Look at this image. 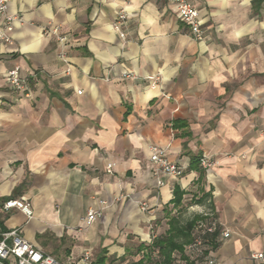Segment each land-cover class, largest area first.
Returning <instances> with one entry per match:
<instances>
[{
	"label": "crops",
	"instance_id": "crops-1",
	"mask_svg": "<svg viewBox=\"0 0 264 264\" xmlns=\"http://www.w3.org/2000/svg\"><path fill=\"white\" fill-rule=\"evenodd\" d=\"M190 1L202 41L173 0L9 3L21 22L13 43H0L1 230L19 229L65 264L86 253L90 264H115L135 246L157 253L149 264H206L204 256L264 264L250 257L264 252V0ZM121 10L125 39L114 28ZM16 67L25 91L7 83ZM152 146L182 163L184 175L158 186ZM195 157L215 165L192 168ZM204 194L208 202L198 203ZM8 200H26L33 217L4 211ZM101 202L103 216L85 227ZM183 211L211 213L221 228L208 234L198 225L208 218L199 221L168 260L152 244L174 218L180 227L193 218L182 222ZM140 263L148 264L144 256L132 264Z\"/></svg>",
	"mask_w": 264,
	"mask_h": 264
},
{
	"label": "built area",
	"instance_id": "built-area-1",
	"mask_svg": "<svg viewBox=\"0 0 264 264\" xmlns=\"http://www.w3.org/2000/svg\"><path fill=\"white\" fill-rule=\"evenodd\" d=\"M12 0H0V43L12 44L15 25L21 22V18L17 15H11L8 12L9 3ZM180 20L185 24L191 35L198 41L204 39V29L198 10L194 7L190 0H173ZM128 18V13L121 10L117 14V19L114 24L115 30L119 33L121 39L126 38L123 31V26ZM53 35H57L58 42L66 46L68 38L65 35L58 33V29L52 31ZM9 87L14 91H25L28 85V80L20 74L19 67L11 69L6 77ZM150 161L153 164V173L157 179L158 186L165 185L166 177L181 178L186 170V167L180 162H172L165 149L158 146L151 147ZM215 165L214 161L209 157H202L200 160L201 168L207 170ZM107 172H113V165H108ZM102 207L98 210H89L84 218L85 227L92 226L98 219L103 216L106 202H101ZM19 210L23 212L29 219L34 215L31 204L26 200H8L3 204V210ZM147 205H142V210L147 211ZM207 222H200L198 225L204 226L208 234L216 233L220 230V223L213 216L207 214ZM225 238L230 236L229 232H222ZM200 246V240L196 241L192 248L196 250ZM251 259L260 263H264V252H253ZM206 264H230L227 261L215 258L213 256H204ZM91 256L86 253L79 260H74L70 264H90ZM0 264H65L58 261L54 256L45 253L37 248L32 243L26 241L21 235L19 229L15 228L10 231H3L0 228Z\"/></svg>",
	"mask_w": 264,
	"mask_h": 264
},
{
	"label": "trees",
	"instance_id": "trees-1",
	"mask_svg": "<svg viewBox=\"0 0 264 264\" xmlns=\"http://www.w3.org/2000/svg\"><path fill=\"white\" fill-rule=\"evenodd\" d=\"M202 157H195L193 158L192 168H197L202 171V168L200 167V160ZM178 196L176 197V201L179 203L180 201V194L177 192ZM209 197H211L209 194H204L200 199V204H204L208 202ZM207 219V216H200L196 215L191 220H189L184 226L180 227L179 221L177 219H173L171 221V230L165 237H156L153 241V247L159 248L160 253L162 256H165L168 260H171L172 253L174 251L182 252L183 251V243H179L177 241L178 238L184 237V242L189 243L192 239V230L195 227L196 224L199 223L201 220ZM220 231V230H219ZM217 231L215 233V236L219 233ZM170 263V261H169ZM97 264H104V260L100 259V261ZM142 264V263H140ZM193 264V263H192Z\"/></svg>",
	"mask_w": 264,
	"mask_h": 264
},
{
	"label": "rangeland",
	"instance_id": "rangeland-1",
	"mask_svg": "<svg viewBox=\"0 0 264 264\" xmlns=\"http://www.w3.org/2000/svg\"><path fill=\"white\" fill-rule=\"evenodd\" d=\"M196 202V201H195ZM195 212L192 211H183V213H181V215H179L180 219L182 222H185L189 219H191L194 216ZM156 231L155 234H153L152 236H156ZM151 241H153V237L152 239H150ZM149 252L145 251V250H138L135 246L134 249H132L131 253L128 255L127 259L122 261V262H117L115 264H132L134 262H137L139 259H141L143 256L145 257V261L149 264L151 259H154V262H157L158 258H157V253L148 255ZM148 257L150 260H148ZM149 261V262H148ZM152 262V261H151ZM113 264V263H110ZM152 264V263H150ZM154 264V263H153ZM174 264H178V260H176V262Z\"/></svg>",
	"mask_w": 264,
	"mask_h": 264
}]
</instances>
